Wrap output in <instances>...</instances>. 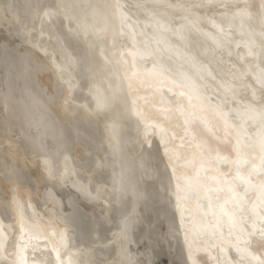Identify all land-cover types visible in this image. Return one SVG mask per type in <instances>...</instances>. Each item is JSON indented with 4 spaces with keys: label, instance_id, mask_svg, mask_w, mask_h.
I'll return each instance as SVG.
<instances>
[{
    "label": "snow or ice",
    "instance_id": "1",
    "mask_svg": "<svg viewBox=\"0 0 264 264\" xmlns=\"http://www.w3.org/2000/svg\"><path fill=\"white\" fill-rule=\"evenodd\" d=\"M0 22H11L18 33L23 29L24 39L43 55L45 63L38 70L51 67L66 85L54 90L51 104L63 97L62 106L71 110L68 94L77 81H85L81 86L93 81L88 88L93 103L82 107L98 120L103 113L108 121L112 158L93 161L90 152L81 176L58 166L63 141L57 139L56 151L39 153L46 157L41 178L46 184L71 181L109 207L114 202L132 204L131 211L113 207L123 227L116 240L104 245L119 249L111 264H155L151 246L133 253L129 237L144 224L151 239V219L135 211L136 205L149 201L158 222L167 223L166 235L178 244L182 237L185 257L172 264H264V0H7L0 3ZM237 35L251 59L247 70L233 72ZM194 40L201 41L202 49L195 54ZM226 74L251 90L243 107H227L236 85L224 81V93L215 99L204 87L209 77L223 80ZM3 99L6 118L32 127L23 91L18 99ZM123 126L128 128L126 140L118 135ZM101 150L102 145L94 149L97 154ZM106 167L112 169L111 195L103 178ZM134 169L139 180L130 177ZM3 171L6 184L14 178L19 182L17 166L9 171L5 161ZM89 174L96 180L94 188ZM46 200L62 207L51 194ZM158 201L162 206L157 208ZM13 206L15 217L9 221ZM0 212V264H108L94 258L95 247L74 251L77 245L68 227L74 221L62 212L50 213L43 228L25 219L15 197L0 200ZM100 227L101 221L93 220L79 235L91 240ZM97 241L103 237L91 243ZM202 255L210 259L202 262Z\"/></svg>",
    "mask_w": 264,
    "mask_h": 264
},
{
    "label": "bare ground",
    "instance_id": "2",
    "mask_svg": "<svg viewBox=\"0 0 264 264\" xmlns=\"http://www.w3.org/2000/svg\"><path fill=\"white\" fill-rule=\"evenodd\" d=\"M4 2H7V0H0V3ZM17 2L23 4L25 0H17ZM50 2H55V0H50ZM133 19L135 20L136 17H133ZM144 22V18L141 16V26ZM36 27L39 29V23ZM117 27H119V22H117ZM147 31H151V28H148ZM26 35L27 33L23 29L18 33L11 22H0V200L7 196V199L12 201L15 197L20 204V212L23 213L25 219L28 220L30 217L32 222L41 228L49 220L50 213L62 212L65 217L74 221L73 224L68 226L73 242L77 245V249L74 251L80 248L95 247L94 258L105 260L108 264H111L112 260L119 258V249L114 245H108L107 247L104 245L108 241L116 240L123 227L122 217L113 210V207L131 211L132 204L125 205L121 202H114L113 207H109L102 201L89 198L86 192L77 190L71 181L55 184L48 181L46 184L45 180L41 178L44 171L43 161L46 157L39 154L45 149L56 151V140H62L63 144L59 147L63 149V153L57 161L58 166L61 169L67 167L83 176L84 172L81 165L84 161L90 159V152L93 161L105 157L109 160L112 158L109 133L105 130V123L108 121H103V113L101 119L98 120L96 116L91 115L86 108L82 107L85 104L93 103L92 96L88 92V88L93 86L91 79L87 81V86H81L85 84L83 79L78 80V86L75 87L74 92L68 94L69 103L72 105L71 110L67 106H62L63 97H59L56 104L50 103V97L54 90L58 87L66 88V85L59 81L58 73L51 67L43 71L38 70V65L45 63L43 55L24 39ZM36 39H39V37L37 36ZM135 40L138 42L140 37H135ZM44 42L47 45V36L44 37ZM132 42L133 38L129 36L128 43L131 44ZM237 42L240 43L239 48L236 47ZM200 44L201 41H193V54L202 51ZM153 47H155L154 44ZM232 52L231 61L236 65V69H232V71L236 72L237 69L247 70L248 64L246 61L251 58L247 57V49L240 41L239 35H237L236 42L232 44ZM225 61L224 67L227 72L230 67L227 63V56ZM254 66L255 64H253ZM224 81L236 85L235 96L228 98L231 102L229 103L230 109L234 105L243 107L247 103L245 97L251 99V90L243 86L241 80L233 79L230 74H226L223 80L220 76H217L216 80L209 77L204 82V87L210 94L212 91L223 95L224 89L221 84ZM104 87H107L106 82ZM21 91L25 94L27 107L34 119L32 127L23 124L19 119L12 116L6 118L4 115L3 97L7 95L10 100L18 99ZM73 95L76 97L75 99L72 98ZM113 115L118 118V113L114 112ZM5 135L9 137V140H4ZM118 135L126 140L128 128L126 126L118 128ZM10 141L12 142L10 150L6 153L4 149L9 147ZM98 145H102L103 150L97 154L94 149ZM5 161L9 171L13 166L18 167L20 177L18 183L14 178L10 185L6 184L3 171ZM114 167L116 172L119 173L120 164L118 161L114 164ZM111 176L112 169L106 167L103 178L109 189V195H111L110 189L112 186ZM130 177L133 180H139V170L134 169L130 173ZM89 180L92 187H96V180L92 178L91 174H89ZM88 182V180L84 181L85 184ZM144 182L151 183V180L146 179ZM9 187L15 188V193L9 192ZM48 194L53 195L62 207H56L48 202L46 200ZM92 195L95 196V192ZM124 199L128 200L129 197ZM160 206H162V202L158 201L157 208ZM156 210L151 201L136 205L135 211L142 218H150L153 228L151 239L147 236L144 224H138L130 232L129 237L132 241L131 249L133 253L137 251L144 252L145 248L150 245L152 250L149 255L152 260H154L155 255L153 248L157 249L158 247L160 248L158 251H164L161 255L165 258V262L161 259L159 264H172L174 259L183 260L185 252L182 247V237L180 238V244H178L176 239L166 235L168 231L167 223L158 222ZM9 212L12 213L8 217V220L11 221L15 217L14 206L9 208ZM0 215H2V212H0ZM97 219L101 221V227L98 232L92 233L91 240H96L97 236H100L103 237V242L97 241L93 245L91 240L82 238L79 233L86 230L88 225ZM186 219L188 218L186 217ZM58 227L62 228L64 225H58ZM200 259L202 262H206L210 258L202 255ZM155 264H157V261H155Z\"/></svg>",
    "mask_w": 264,
    "mask_h": 264
},
{
    "label": "water",
    "instance_id": "3",
    "mask_svg": "<svg viewBox=\"0 0 264 264\" xmlns=\"http://www.w3.org/2000/svg\"><path fill=\"white\" fill-rule=\"evenodd\" d=\"M211 94L213 95V99H215V96H216L217 93L211 91ZM228 98H230V96ZM229 103H231V102L228 99V105H227L228 108H230V104ZM158 250H160V248H158V247H157V249L153 248V251L155 252L154 260L157 261V264L160 263L161 259H162L163 262H165V258H163V255H161L164 251L161 252V251H158ZM157 259H159V260H157Z\"/></svg>",
    "mask_w": 264,
    "mask_h": 264
}]
</instances>
